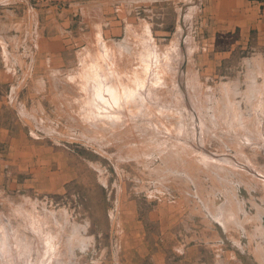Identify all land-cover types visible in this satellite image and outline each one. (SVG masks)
Returning <instances> with one entry per match:
<instances>
[{
  "label": "rangeland",
  "instance_id": "obj_1",
  "mask_svg": "<svg viewBox=\"0 0 264 264\" xmlns=\"http://www.w3.org/2000/svg\"><path fill=\"white\" fill-rule=\"evenodd\" d=\"M0 6L1 264H184L195 244L206 264H264L263 7ZM92 70L138 92L119 125L90 101Z\"/></svg>",
  "mask_w": 264,
  "mask_h": 264
},
{
  "label": "bare ground",
  "instance_id": "obj_2",
  "mask_svg": "<svg viewBox=\"0 0 264 264\" xmlns=\"http://www.w3.org/2000/svg\"><path fill=\"white\" fill-rule=\"evenodd\" d=\"M188 19V18H187ZM146 27V26H145ZM148 28V27H147ZM148 32H149V30H148ZM101 36V35H100ZM147 36V35H146ZM148 36H149V34H148ZM147 36V37H148ZM146 37V38H147ZM149 38H151V37H149ZM148 40V39H147ZM151 41V40H150ZM180 42V41H179ZM178 42V43H179ZM104 44V43H103ZM153 44V43H152ZM6 45V44H5ZM104 45H106V44H104ZM146 45V44H145ZM175 45H176V43H175ZM106 47V46H105ZM146 47V46H145ZM155 48V47H154ZM178 48V47H177ZM101 49V48H100ZM108 49V48H107ZM176 49V48H175ZM154 50V49H153ZM179 51V50H178ZM104 52H105V50H104ZM107 52H108V50H107ZM152 53H154L153 51H151ZM145 53H147V52H145ZM151 53V54H152ZM156 53V52H155ZM112 54V53H111ZM144 54V53H143ZM148 54H150L149 53V51H148ZM150 54V55H151ZM158 56H157V58H159V54L158 53H156ZM170 54V53H169ZM176 54H177V52H176ZM178 54H180V52L178 53ZM108 55V54H107ZM154 54H152V56H153ZM109 56H110V53H109ZM155 56V55H154ZM153 56V57H154ZM164 56V55H163ZM173 56V55H172ZM176 56V55H175ZM178 56V55H177ZM153 57H152V61L150 60V62H153V60L156 58V57H154V59H153ZM169 57H170V55H169ZM107 58V57H106ZM109 58H111V57H109ZM143 58V57H142ZM145 58V57H144ZM172 58V57H171ZM179 58V57H178ZM97 59V58H96ZM113 59V58H112ZM148 59V58H147ZM143 60V59H142ZM160 60H161V58H160ZM110 61V60H109ZM144 61V60H143ZM146 61V60H145ZM144 61V62H145ZM148 61L149 60H147L146 62L148 63ZM159 61V60H158ZM162 61V60H161ZM170 61V60H169ZM168 61V62H169ZM173 61V60H172ZM93 62V61H92ZM153 63H156L157 64V60L156 61H154ZM163 63H165V61L163 62ZM162 62L160 63V64H163ZM180 63V62H179ZM158 64H159V62H158ZM166 64V63H165ZM151 65H152V63H151ZM151 65H149V67L151 66ZM168 65H169V63H168ZM99 66V65H98ZM153 66H154V64H153ZM157 66V65H156ZM155 66V67H156ZM167 66V65H166ZM171 66V65H170ZM170 66H169V68H170ZM94 67V66H93ZM105 67V66H104ZM147 67V66H146ZM106 68V67H105ZM152 69H153V67H151ZM167 68V67H166ZM173 68V67H172ZM171 68V69H172ZM146 70L148 69V68H145ZM152 69H151V71H152ZM157 69H158V67H157ZM97 70V69H96ZM101 70V69H100ZM104 70V69H103ZM156 70V69H155ZM155 70H153V72H155ZM165 70V69H164ZM109 72V71H108ZM145 72V71H144ZM83 73V72H82ZM105 73H106V70H105ZM146 73H148V71L146 72ZM149 73H151L150 72V70H149ZM148 73V74H149ZM156 73V72H155ZM91 77L93 78V80L95 81L94 82V86L92 85V88H93V92H92V98H91V103L94 105V106H97V109H100V110H97V111H100L99 112V115L101 114V112H102V110H103V114H104V110H105V114L107 115L106 117H104V118H107V120H109L110 121V119L112 120L113 118H111L113 115L114 116H116V114L117 113H119V111H120V108L122 109H126V111L128 110V112H129V110H132L131 109V105L132 104H136V102H134V103H132V99H134L135 98V96H137V94H138V92H134V91H132V88H131V90H130V88H128L127 86H126V84L125 83H123V81L122 82H114V80L115 79H111L108 75L109 74H104V75H102L101 73H100V71H95V70H92L91 71ZM158 74V73H157ZM105 75H107L108 76V78L107 77H103L102 78V76H105ZM112 75V71H111V74H110V76ZM116 75V74H115ZM151 75V74H150ZM118 76V75H117ZM116 76V77H117ZM148 76V75H147ZM155 76H156V74H155ZM151 77H153V79L154 80H156L155 78H154V74L153 75H151ZM119 78V77H118ZM141 78V77H140ZM149 78V77H148ZM157 78L159 79V77H158V75H157ZM145 79V81L147 80V78L145 77L144 78ZM138 80V79H137ZM152 80V79H151ZM162 80V79H161ZM190 80H191V78H190ZM142 81H143V79H142ZM149 81H150V79H149ZM158 81V80H157ZM140 82V81H139ZM89 83V82H88ZM137 83V82H136ZM145 83V82H144ZM158 83V82H157ZM191 83V82H190ZM138 84V83H137ZM159 84V83H158ZM140 85V84H139ZM138 85V86H139ZM151 85V84H150ZM153 85V84H152ZM151 85V86H152ZM156 85V84H155ZM134 86V85H133ZM145 86V85H144ZM146 86H149V83H148V85H146ZM146 86H145V91H147L148 92V88H146ZM150 86V87H151ZM86 87V86H85ZM157 87V86H156ZM156 87H154V88H156ZM137 88V87H136ZM141 89H139V90H141L142 91V89L144 88V87H140ZM158 88V87H157ZM144 90V89H143ZM151 90V89H150ZM156 90V89H155ZM155 90H151L150 91V94L152 93V91H153V93H154V91ZM138 91V90H137ZM145 91H144V95H145ZM146 92V94H148V95H150L149 93H147ZM175 92V91H174ZM142 93V92H141ZM156 94V93H155ZM143 95V94H142ZM143 95V96H144ZM154 95V94H153ZM110 96V97H109ZM147 96V95H146ZM151 96V95H150ZM140 98L142 97V96H139ZM139 97H137L138 98V100H139ZM145 97V96H144ZM154 97V96H153ZM146 98V97H145ZM156 98V97H155ZM130 99V101H131V103L132 104H129L130 102L129 101H127V100H129ZM148 99V98H147ZM153 100V99H152ZM176 100V99H175ZM135 101H137L136 99H135ZM125 102H127V105L125 104ZM129 102V103H128ZM139 102V101H138ZM140 102H141V99H140ZM146 102H147V100H146ZM144 103V102H143ZM147 103H149V102H147ZM139 104V103H138ZM140 104H142V102L140 103ZM144 105H145V103H144ZM158 105V104H157ZM127 106V107H126ZM141 106V105H140ZM140 106H138V107H140ZM133 107V106H132ZM134 107H136V109H137V106L135 105ZM162 107V106H161ZM96 109V108H95ZM122 109V110H123ZM135 109V110H136ZM107 110V111H106ZM134 110V109H133ZM141 110H143V106H142V108L140 109V111ZM180 110V109H179ZM96 111V110H95ZM125 111V110H124ZM123 111V112H124ZM138 111V110H137ZM122 112V111H121ZM133 112V111H132ZM135 112V111H134ZM133 112V113H134ZM142 112V111H141ZM147 112V111H146ZM93 113H94V115H95V113H97V112H94L93 111ZM102 114V115H103ZM135 114V113H134ZM138 114V113H137ZM97 115V114H96ZM120 115H122V113H120ZM131 115H132V113H131ZM103 116H105V115H103ZM97 117V116H96ZM117 117V116H116ZM116 117L113 119V120H119L120 119V117L119 118H117L116 119ZM124 117V116H123ZM143 117V116H142ZM101 118H103V117H100V118H98V121H102V123H103V121L104 120H101ZM108 118H110V119H108ZM125 118V117H124ZM123 118V119H124ZM144 118V117H143ZM146 118V117H145ZM153 118V117H152ZM122 119V118H121ZM134 119V118H133ZM136 119V118H135ZM142 119V118H141ZM112 120V121H113ZM118 120H117V122H118ZM111 121V123L112 124H114L115 122L113 121L112 122ZM116 122V123H117ZM107 123V122H106ZM115 123V124H116ZM126 123V122H125ZM137 123V122H136ZM104 124V123H103ZM115 124L113 125V126H115ZM118 124V123H117ZM91 125V124H90ZM98 125V124H97ZM119 125V124H118ZM123 126H125V125H123ZM127 126V125H126ZM134 126V125H133ZM147 126H149V125H147ZM128 127V126H127ZM135 127V126H134ZM106 128V127H105ZM140 128V127H139ZM145 130V129H144ZM187 130V129H186ZM96 132V131H95ZM260 133V132H259ZM179 134V133H178ZM94 135V134H93ZM181 135V134H180ZM261 135V134H260ZM188 157V156H187ZM190 160V159H189ZM222 207V206H221ZM224 208V207H223ZM218 210V209H217ZM219 210L221 211V210H223V209H220L219 208ZM220 211H218V212H220ZM221 213V212H220ZM220 215V214H219ZM221 215H222V213H221ZM218 216V215H217ZM223 216H224V214H223ZM225 217V216H224ZM225 219H227V218H225ZM224 220V219H223ZM25 221H26V219H25ZM228 221V220H227ZM221 222H222V220H221ZM30 223V222H29ZM224 224H226V223H224ZM228 224V223H227ZM226 224V225H227ZM31 226V225H30ZM35 227V226H34ZM37 231V230H36ZM11 236V235H10ZM52 236V235H51ZM56 237V236H55ZM4 238V237H3ZM41 239V238H40ZM4 242H6V241H4ZM50 243H52V242H50ZM4 244H6V243H4ZM20 244V243H19ZM10 245V244H9ZM5 246L6 245H4V248H5ZM8 246V245H7ZM7 246H6V249L4 250V248H2L5 252H7L8 251V248H7ZM31 246V245H30ZM45 246V245H44ZM25 247V246H24ZM41 248V247H40ZM1 249V248H0ZM13 249V248H12ZM27 250V249H26ZM9 252V251H8ZM13 252V251H12ZM42 253H43V251H42ZM5 254V253H4ZM40 254V253H39ZM8 255H9V253H8ZM41 255V254H40ZM16 258V257H15ZM263 260V259H262ZM7 261V260H6ZM11 261V260H10ZM13 262V261H12ZM263 263H264V261H263ZM1 264V263H0ZM5 264V263H4ZM12 264V263H11ZM26 264V263H25Z\"/></svg>",
  "mask_w": 264,
  "mask_h": 264
},
{
  "label": "crops",
  "instance_id": "obj_3",
  "mask_svg": "<svg viewBox=\"0 0 264 264\" xmlns=\"http://www.w3.org/2000/svg\"><path fill=\"white\" fill-rule=\"evenodd\" d=\"M241 2L244 6L245 4L253 3L255 5H259V8L263 7L264 9V0H238ZM223 2V1H222ZM3 6V5H2ZM226 6L229 7L227 4ZM1 7V6H0ZM20 7V5H19ZM228 9V8H226ZM26 10H28V14H33L32 21L35 22L36 24H39L41 18L39 16V10L36 7H33V5L27 3L26 5ZM16 15V13H15ZM10 74L8 75V78L10 79ZM0 77L2 78L3 81L7 80V75L5 69L0 68ZM4 101L0 100V104H2ZM207 252V246L204 244H195V245H190L184 252V258L182 259L184 264H206L203 262L204 257L206 256ZM201 261V262H200Z\"/></svg>",
  "mask_w": 264,
  "mask_h": 264
}]
</instances>
